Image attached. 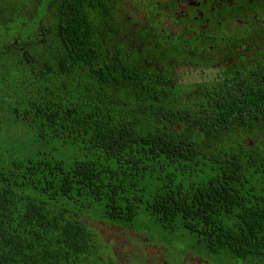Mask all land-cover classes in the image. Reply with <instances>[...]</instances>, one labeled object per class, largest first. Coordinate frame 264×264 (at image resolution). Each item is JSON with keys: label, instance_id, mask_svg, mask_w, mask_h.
I'll use <instances>...</instances> for the list:
<instances>
[{"label": "trees", "instance_id": "obj_1", "mask_svg": "<svg viewBox=\"0 0 264 264\" xmlns=\"http://www.w3.org/2000/svg\"><path fill=\"white\" fill-rule=\"evenodd\" d=\"M2 4L0 264H96L98 222L264 264V59L173 106L107 8Z\"/></svg>", "mask_w": 264, "mask_h": 264}, {"label": "flooded vegetation", "instance_id": "obj_2", "mask_svg": "<svg viewBox=\"0 0 264 264\" xmlns=\"http://www.w3.org/2000/svg\"><path fill=\"white\" fill-rule=\"evenodd\" d=\"M92 1L107 8L98 18L107 14L119 35L128 34L135 58L164 83L173 106L212 104L221 75L264 59V0ZM89 225L103 243L96 264H215L212 256L170 247L144 228Z\"/></svg>", "mask_w": 264, "mask_h": 264}, {"label": "rangeland", "instance_id": "obj_3", "mask_svg": "<svg viewBox=\"0 0 264 264\" xmlns=\"http://www.w3.org/2000/svg\"><path fill=\"white\" fill-rule=\"evenodd\" d=\"M137 219H136V224H141L142 223V221H141V219H138V218H142V216H138V217H136ZM119 235H121L120 233H110L108 236L109 237H117V236H119ZM107 236V237H108ZM102 237H104L103 236V233H102Z\"/></svg>", "mask_w": 264, "mask_h": 264}]
</instances>
